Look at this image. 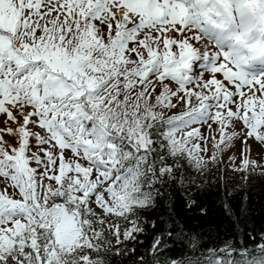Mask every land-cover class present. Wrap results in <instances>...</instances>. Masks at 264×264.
<instances>
[{"label": "snow or ice", "instance_id": "1", "mask_svg": "<svg viewBox=\"0 0 264 264\" xmlns=\"http://www.w3.org/2000/svg\"><path fill=\"white\" fill-rule=\"evenodd\" d=\"M225 157L264 169V0H0V264H264L175 213Z\"/></svg>", "mask_w": 264, "mask_h": 264}, {"label": "trees", "instance_id": "2", "mask_svg": "<svg viewBox=\"0 0 264 264\" xmlns=\"http://www.w3.org/2000/svg\"><path fill=\"white\" fill-rule=\"evenodd\" d=\"M225 169L221 163L214 172L198 178L190 188L177 186L175 190L169 189L175 213L197 231L203 229L206 239L208 236L215 238L217 233L224 235L226 230L228 235L251 232L259 237L264 230V181L253 178L236 182L232 173ZM193 200L196 201L197 207L189 211L187 204ZM224 203L235 209L239 216L238 222L225 217ZM200 208H207L208 214L201 216ZM159 215L153 213V218ZM141 239L144 241V247L140 251L144 252L152 238L142 236ZM170 254L178 256L179 250Z\"/></svg>", "mask_w": 264, "mask_h": 264}, {"label": "rangeland", "instance_id": "3", "mask_svg": "<svg viewBox=\"0 0 264 264\" xmlns=\"http://www.w3.org/2000/svg\"><path fill=\"white\" fill-rule=\"evenodd\" d=\"M251 158L252 159H257V155H256V151L255 150H253L252 157ZM222 164H223V168H225L226 166L229 169L231 168V164H229V161H228L227 157H225L224 162ZM229 172L232 173V175H233L232 178L236 182H245L247 180V179L241 178L240 174H238V173H234V172H232L230 170H229ZM244 175H247V173H245ZM237 178H239V179H237ZM253 178L260 179V180H263L264 181V169H260V168L256 169V175H254L250 179H253Z\"/></svg>", "mask_w": 264, "mask_h": 264}]
</instances>
